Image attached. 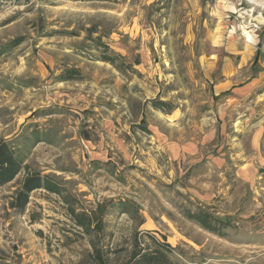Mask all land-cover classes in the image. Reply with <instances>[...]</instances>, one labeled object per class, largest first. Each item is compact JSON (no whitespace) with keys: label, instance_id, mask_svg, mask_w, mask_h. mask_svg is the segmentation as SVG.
Returning a JSON list of instances; mask_svg holds the SVG:
<instances>
[{"label":"rangeland","instance_id":"374dc122","mask_svg":"<svg viewBox=\"0 0 264 264\" xmlns=\"http://www.w3.org/2000/svg\"><path fill=\"white\" fill-rule=\"evenodd\" d=\"M2 141L25 168L0 186V264L124 257L147 232L173 264H264V0H0ZM33 173L62 194L15 209Z\"/></svg>","mask_w":264,"mask_h":264},{"label":"trees","instance_id":"16d2710c","mask_svg":"<svg viewBox=\"0 0 264 264\" xmlns=\"http://www.w3.org/2000/svg\"><path fill=\"white\" fill-rule=\"evenodd\" d=\"M108 1V0H103ZM117 1V0H110ZM108 50V48H106ZM110 52V53H109ZM122 60L120 55L111 50L106 51L102 58L103 62L109 63L113 66L117 65ZM138 64V63H136ZM79 73L75 71H68L66 73V80H74L78 78ZM160 108L159 105H156ZM25 161V155L22 151L17 150L11 141H2L0 143V186H3L11 182L25 167L23 166ZM45 189L49 192L61 195V187L54 182L48 176H42L38 173L28 175L22 184V188L17 193L12 206L15 209L24 210L30 199V194L34 190ZM124 213L132 214L134 212V205L131 203H121L119 205ZM72 215L75 218L77 224L84 229L88 234L96 233L97 236L104 235L105 226L103 223V215L94 217H82L83 215H77L75 210H72ZM191 219L199 222L201 226L210 232H216L217 219L207 213L198 212L194 213ZM149 235L147 233H137L134 238V245L131 252L127 253L124 257H116V253L110 252L100 245L97 241H92V253L89 255V264H173L170 259V254L173 252L171 245L167 243L165 237L164 242H161L154 236H151L156 247L153 250H146L141 248V235Z\"/></svg>","mask_w":264,"mask_h":264}]
</instances>
